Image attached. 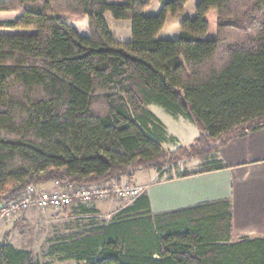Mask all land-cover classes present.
Here are the masks:
<instances>
[{"label":"trees","instance_id":"16d2710c","mask_svg":"<svg viewBox=\"0 0 264 264\" xmlns=\"http://www.w3.org/2000/svg\"><path fill=\"white\" fill-rule=\"evenodd\" d=\"M153 1L0 0V29L32 31L0 35V207L30 186L36 197L132 184L184 160L204 163L194 175L221 170L216 153L264 127V0H201L173 40L159 34L191 0H158L160 13L145 16ZM211 12L217 38L207 40ZM107 13L131 21L130 41L111 33ZM86 19L88 37L68 24ZM151 105L195 123L193 144L167 150L175 139ZM225 204L154 216L141 195L109 221L61 229L49 253L76 264H264V239L229 243ZM92 208L70 211L98 216ZM0 264L41 263L5 237Z\"/></svg>","mask_w":264,"mask_h":264},{"label":"crops","instance_id":"0c3cea01","mask_svg":"<svg viewBox=\"0 0 264 264\" xmlns=\"http://www.w3.org/2000/svg\"><path fill=\"white\" fill-rule=\"evenodd\" d=\"M200 2L201 0H191L182 14L191 18L186 14V10L190 8L192 12ZM161 9L160 2L154 0L144 14L156 16ZM105 20L108 24L106 15ZM68 24L82 37L89 36L88 19L83 23ZM166 30H168L167 26L160 32L159 39L170 40L163 38V32ZM112 34L121 42H128L131 39V35L121 38L118 31ZM176 35L178 38L179 32H176ZM215 160L222 163L225 168L195 175L192 173L198 170H191L186 172L191 173L190 176L185 177L184 172L171 178H166V172L156 171L155 178L140 184L148 187L143 195L148 198L151 213L158 216L206 205L226 206L225 203H229L232 218V234L229 243L235 244L242 239H264V127L231 140L216 153ZM38 189H54V186H40ZM98 202L97 200L91 202L94 203L91 206L99 209ZM104 204L107 203L100 204L103 209H105ZM124 206L113 209L106 206L108 208L106 212H112L114 215Z\"/></svg>","mask_w":264,"mask_h":264},{"label":"rangeland","instance_id":"374dc122","mask_svg":"<svg viewBox=\"0 0 264 264\" xmlns=\"http://www.w3.org/2000/svg\"><path fill=\"white\" fill-rule=\"evenodd\" d=\"M122 0H113V2L118 3ZM186 10V14L191 16V19L196 17L195 10ZM185 14H179L176 17H170L167 21L168 30L163 32V38H168L173 40L177 38L176 32H179V26L181 20L185 17ZM106 19L108 21V27L111 29L112 33H117L121 35V38H126L127 35H131V21H117L114 20L110 13L106 14ZM207 21L209 23V32L205 37L207 40H212L217 38V14L216 12H211L207 16ZM176 26L178 28H176ZM120 28V29H117ZM174 30V32L172 31ZM32 31L27 29H0V35H14L21 34L26 35L30 34ZM150 110L156 114V116L165 124L168 135L171 138H174L175 141L171 139L164 144V147L167 150L175 151L180 146H190L196 140L199 135V129L197 125L190 120L184 117H174L167 113L162 107L157 105H151ZM203 162L201 160H184L177 164L176 167L168 168L165 172L167 173L166 178H171L177 175H181L186 171L198 170L203 167ZM164 171L162 173H165ZM157 176L156 170H141L139 171L134 179L132 184L129 185H140L146 182L151 181ZM136 183V184H135ZM116 184H106L109 187L123 186ZM85 188V186H82ZM25 195V194H24ZM23 195V196H24ZM22 196V197H23ZM17 200H20L18 198ZM104 204V208L100 205ZM131 199L129 200H120L117 198L110 199L106 202L99 200L97 203L99 209L98 216H90L81 218V216L74 217L71 214L70 209L78 204H87L91 206L94 203L91 201L82 202L75 200L72 206L67 209L65 212H59V209L46 208L44 210L33 209L25 212L16 214L15 216H9L7 218L0 215V243L4 240L5 237L8 238V242L12 243L17 248H25L32 250L34 254L38 257V260L41 264H76L73 261H65L61 256L50 255V248L54 244L53 239L55 235H58L61 229H67L70 225H75L76 223H87L91 220L96 221H109L113 213L106 212V209H113L116 207H122L129 205ZM108 206V208L106 207ZM93 207V206H91ZM94 209V208H92ZM72 228V227H70Z\"/></svg>","mask_w":264,"mask_h":264},{"label":"built area","instance_id":"2783aa9c","mask_svg":"<svg viewBox=\"0 0 264 264\" xmlns=\"http://www.w3.org/2000/svg\"><path fill=\"white\" fill-rule=\"evenodd\" d=\"M147 188L145 185L129 184L115 187H109V185L85 188L77 187L72 192H43L35 197L36 190L33 186H30L20 200H15L1 206L0 215L7 218L33 209H61L63 207H69L75 200L87 202L93 199L109 200L117 198L120 200L131 199L133 201L143 195Z\"/></svg>","mask_w":264,"mask_h":264}]
</instances>
